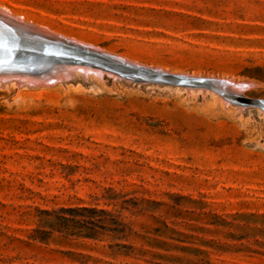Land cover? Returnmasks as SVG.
Returning a JSON list of instances; mask_svg holds the SVG:
<instances>
[{"label": "rangeland", "instance_id": "obj_1", "mask_svg": "<svg viewBox=\"0 0 264 264\" xmlns=\"http://www.w3.org/2000/svg\"><path fill=\"white\" fill-rule=\"evenodd\" d=\"M0 6L129 64L264 100V0ZM131 82L81 70L52 86L0 81V264H264L263 113Z\"/></svg>", "mask_w": 264, "mask_h": 264}, {"label": "water", "instance_id": "obj_2", "mask_svg": "<svg viewBox=\"0 0 264 264\" xmlns=\"http://www.w3.org/2000/svg\"><path fill=\"white\" fill-rule=\"evenodd\" d=\"M0 15L11 19L9 21L4 17V19L0 18V74L33 76V78L46 77V81L52 86L55 85V82H52L55 76L50 74L57 66L78 63L100 68L132 82L217 90L225 102L238 106L245 105V100L241 96L228 94L221 88V86H227L241 91L248 88L240 83L233 84L223 80L172 75L129 64L121 58H114L92 49H83L47 31L31 26L28 27L31 30L24 28L22 21H17L2 10H0ZM255 104L264 111V100L255 101Z\"/></svg>", "mask_w": 264, "mask_h": 264}, {"label": "bare ground", "instance_id": "obj_3", "mask_svg": "<svg viewBox=\"0 0 264 264\" xmlns=\"http://www.w3.org/2000/svg\"><path fill=\"white\" fill-rule=\"evenodd\" d=\"M6 8H4V7H1L0 6V10H4V12L5 13H7L8 14V12L5 10ZM9 12H10V14H12V15H10L11 17L12 16H14V17H12V18H15V19H17V21H22L21 19H19V18H17V17H19V15H16L15 13H13L11 10H9ZM6 18L7 16H1L0 15V18ZM23 17V16H22ZM3 18V19H4ZM7 20H9V21H11V19L10 18H6ZM23 19H25L26 21H31V20H27L25 17H23ZM23 22V21H22ZM32 22V21H31ZM23 24H24V28H27V29H29V30H31L30 28H28L29 26H31V27H33L32 25H30L29 23H25V22H23ZM33 24V23H32ZM34 28H37V27H34ZM37 29H40V30H44V31H47L46 29H41V28H37ZM56 33H59L60 34V32H57V31H55ZM49 33H51V32H49ZM62 33V32H61ZM52 34V33H51ZM62 34H64V33H62ZM53 35L55 36V37H59L58 35H56V34H54L53 33ZM65 35H68V34H65ZM68 36H70V37H75L74 39H78V40H81V41H84V40H82L81 38H79V37H77V36H71V35H68ZM67 36V37H68ZM59 38H62V37H59ZM62 39H64V38H62ZM76 39V40H77ZM65 40H68V39H65ZM68 41H70V42H72V43H74L75 45H78V46H80L81 48H83V49H92V48H89V47H85V45H80L79 43H76V42H73V41H71V40H68ZM84 42H86V41H84ZM91 43V42H90ZM92 50H95V51H97L96 49H92ZM98 52H100V51H98ZM101 53H103V52H101ZM111 53V52H110ZM114 53V52H113ZM105 54V53H104ZM114 58H118V57H115V56H113ZM120 59V58H119ZM126 62V61H125ZM78 70H81L82 71V73H85V72H87V71H89V72H92V73H95L96 75H98V77L99 76H101V74H103V73H105V71H103L102 69H100V68H97V67H94V66H90V65H84V64H73V63H71V64H65V65H63V66H57L52 72V74H50V75H54L55 76V79L52 81V82H55V83H57L58 81H61L62 83L65 81V79H67V78H72L73 76H74V74L76 73V71H78ZM55 73V74H54ZM106 73H108V72H106ZM166 73V72H165ZM81 74V73H80ZM90 74V73H89ZM109 75H111L112 76V78H116V79H118L119 80V77L118 76H116V75H113V74H110L109 73ZM172 75H178V74H174V73H172ZM179 76H186V75H180L179 74ZM37 77V76H36ZM187 77H189V76H187ZM190 77H192V78H197V77H199V78H209V79H214V80H223V81H226L225 80V78H223V79H216L215 77L214 78H212V77H202V76H190ZM84 80V79H83ZM121 80V79H120ZM0 81L1 82H16V83H18V84H24V85H33V86H42V85H44V86H51V85H49L48 84V82L46 81V77H43V78H41V77H39V78H33V76H20V75H10V74H6V73H4V74H0ZM126 81H128V80H126ZM128 83V82H127ZM132 83V82H131ZM137 83V82H136ZM232 83V82H231ZM10 84H12V83H10ZM154 84V83H153ZM233 84H235V83H233ZM255 85V84H254ZM184 88V87H183ZM185 88H187L188 90L190 89H201V90H210V89H208V88H204V87H191V86H186ZM221 88H223L228 94H231V95H238V96H241V98L242 99H244L245 101H244V103H245V105H240V106H238L237 108H238V110L240 109H242V108H256V109H259L262 113V115H264V111L262 110V108H260L257 104H255V101H258V100H256V99H252V98H250V97H247V96H245L244 94L242 95L241 94V90H238V89H234V88H231V87H227V86H221ZM212 92H215L216 94H218L219 92L216 90H213ZM218 96H219V94H218ZM220 97V96H219ZM245 97V98H244ZM221 98V97H220ZM222 99V98H221ZM223 100V99H222ZM223 103H224V100L222 101ZM226 103V102H225ZM250 105V106H249ZM252 105V106H251ZM236 106V105H235ZM236 108V107H235ZM253 111V110H252ZM264 117V116H263Z\"/></svg>", "mask_w": 264, "mask_h": 264}, {"label": "trees", "instance_id": "obj_4", "mask_svg": "<svg viewBox=\"0 0 264 264\" xmlns=\"http://www.w3.org/2000/svg\"><path fill=\"white\" fill-rule=\"evenodd\" d=\"M194 264V263H193Z\"/></svg>", "mask_w": 264, "mask_h": 264}]
</instances>
